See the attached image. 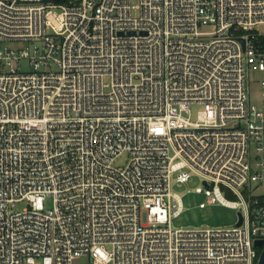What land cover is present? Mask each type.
Returning <instances> with one entry per match:
<instances>
[{
    "label": "built area",
    "instance_id": "built-area-1",
    "mask_svg": "<svg viewBox=\"0 0 264 264\" xmlns=\"http://www.w3.org/2000/svg\"><path fill=\"white\" fill-rule=\"evenodd\" d=\"M261 25L264 0H0V264H260ZM194 175L239 224L171 226Z\"/></svg>",
    "mask_w": 264,
    "mask_h": 264
},
{
    "label": "rangeland",
    "instance_id": "rangeland-1",
    "mask_svg": "<svg viewBox=\"0 0 264 264\" xmlns=\"http://www.w3.org/2000/svg\"><path fill=\"white\" fill-rule=\"evenodd\" d=\"M264 32V25L259 27ZM256 80L264 79V71H257L255 73ZM199 107L192 106V118L196 117ZM126 162V157H121L117 160L118 165ZM202 185L201 178L198 175L192 176L188 182L172 184V190L176 191L182 198L183 210L174 216L170 224L173 228H203V227H231L234 226L238 220V209L221 204L219 202H206L204 207L199 203L206 201L207 197L203 193L195 191V187ZM25 202H19L16 205L17 209H22ZM53 206L52 198L45 200V207L51 208ZM226 264H248L246 261H227ZM256 264V262H254Z\"/></svg>",
    "mask_w": 264,
    "mask_h": 264
},
{
    "label": "water",
    "instance_id": "water-1",
    "mask_svg": "<svg viewBox=\"0 0 264 264\" xmlns=\"http://www.w3.org/2000/svg\"><path fill=\"white\" fill-rule=\"evenodd\" d=\"M242 41H243V39H242ZM238 216H239V221H238V224H239L242 221V217H241V214L240 213H238ZM255 243L258 244V245H261L263 243V240H256ZM260 264H264V249L261 252Z\"/></svg>",
    "mask_w": 264,
    "mask_h": 264
}]
</instances>
